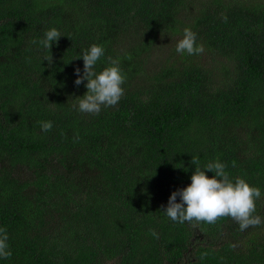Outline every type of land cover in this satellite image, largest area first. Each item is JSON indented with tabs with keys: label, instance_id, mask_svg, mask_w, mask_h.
Listing matches in <instances>:
<instances>
[{
	"label": "trees",
	"instance_id": "obj_1",
	"mask_svg": "<svg viewBox=\"0 0 264 264\" xmlns=\"http://www.w3.org/2000/svg\"><path fill=\"white\" fill-rule=\"evenodd\" d=\"M185 28L202 54L176 52ZM92 44L126 76L98 115L73 108ZM193 156L258 187L264 219V0H0V264H264V223L163 212Z\"/></svg>",
	"mask_w": 264,
	"mask_h": 264
},
{
	"label": "clouds",
	"instance_id": "obj_2",
	"mask_svg": "<svg viewBox=\"0 0 264 264\" xmlns=\"http://www.w3.org/2000/svg\"><path fill=\"white\" fill-rule=\"evenodd\" d=\"M227 22V16L223 17ZM61 33L56 28L44 32L40 40L32 39L31 44H39L43 49L49 50L53 42H58ZM197 36L190 28H185L183 38L176 45V52L188 55H200L204 52L203 45L196 43ZM105 50L103 46L92 44L90 48L83 50V75L80 68L75 69L77 79L75 85L79 86L87 81L86 93L77 97V104L73 105L83 113L98 115L103 107H114L118 104L124 94L122 85L126 76L119 67L120 59L107 57L108 66L97 72L95 66L103 57ZM77 58V59H79ZM130 58V57H129ZM43 60L52 63V56H45ZM42 131H50L53 127L51 121H40ZM191 163L195 170L191 175V183L178 189L169 197L167 207L161 206L165 215L173 222L184 224L185 222H204L215 224L224 217H230L238 223L240 231L249 227H257L264 223L256 212V200L261 198V190L258 187L250 186L245 179L237 177L233 181L225 171L226 165L219 160L208 162L202 169L198 157L193 156ZM206 172L214 175L209 178ZM179 197V202H177ZM154 238H159L154 229H150ZM7 229L0 227V258L9 259L12 255L9 250ZM231 247L235 248L233 244Z\"/></svg>",
	"mask_w": 264,
	"mask_h": 264
},
{
	"label": "rangeland",
	"instance_id": "obj_3",
	"mask_svg": "<svg viewBox=\"0 0 264 264\" xmlns=\"http://www.w3.org/2000/svg\"><path fill=\"white\" fill-rule=\"evenodd\" d=\"M169 39H171L170 37L168 38V40ZM167 40V39H166ZM211 57V56H210ZM209 57V55L208 54H206V55H204L203 56V60H205L207 63H208V65H210V66H212L213 65V63H212V60H211V58Z\"/></svg>",
	"mask_w": 264,
	"mask_h": 264
}]
</instances>
